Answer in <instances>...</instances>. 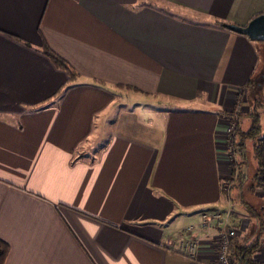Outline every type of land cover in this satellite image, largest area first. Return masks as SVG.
Returning <instances> with one entry per match:
<instances>
[{"label":"crops","instance_id":"0c3cea01","mask_svg":"<svg viewBox=\"0 0 264 264\" xmlns=\"http://www.w3.org/2000/svg\"><path fill=\"white\" fill-rule=\"evenodd\" d=\"M262 12L264 0H0L4 264H217L210 237L195 257L181 250L210 209H233L254 237L246 207L260 196L240 211L241 186L222 193V114L260 74L264 44L218 23Z\"/></svg>","mask_w":264,"mask_h":264},{"label":"trees","instance_id":"16d2710c","mask_svg":"<svg viewBox=\"0 0 264 264\" xmlns=\"http://www.w3.org/2000/svg\"><path fill=\"white\" fill-rule=\"evenodd\" d=\"M218 23V22H217ZM219 26L222 24L218 23ZM260 44H264V41H255ZM41 52L52 62V64L58 68L63 70L68 76V83L74 81L78 77L77 71L71 66V64L61 57L58 53L52 50L46 43H43L41 46ZM264 78V73L257 74L254 78L250 79L247 83L248 88L254 89L257 85L256 80L259 78ZM121 88H127L133 91H138L136 88L122 85ZM253 105L251 106V110L247 116L250 118V123L247 127L242 126L241 116L237 115L233 112L223 113V117L228 119V121L235 123V134L232 138V146L234 149V155L239 159V163L243 164L246 158V149L247 142L249 140L253 141V152L254 158L256 161V170L253 175V184L249 187L252 193L256 192L258 188H263L264 190V135L259 136L258 130L259 126L256 123L255 116L257 117L256 110H259L260 107L264 110V86L262 89V98L254 99ZM250 108V106H249ZM235 109V108H234ZM236 115V116H235ZM237 119H236V118ZM238 161V160H236ZM233 159L230 160L229 165L231 168V174H235L236 176L232 179V187L240 184L244 178L243 173L241 172V168H235L238 166V162ZM238 182V183H236ZM236 183V185H235ZM230 190L228 189V192ZM227 190L222 186V193H228ZM244 203V202H243ZM245 204V203H244ZM245 207V205H244ZM262 210L258 211L255 208L249 206L246 207V211L249 213H253L255 217L258 219L257 227L258 230L254 237L249 239L247 232L244 234H240L239 236L234 237L228 248V258L231 264H261L255 257L258 250L264 244V237L262 236V232H264V207H261ZM249 239V240H248ZM9 245L0 239V264H4V261L9 252Z\"/></svg>","mask_w":264,"mask_h":264},{"label":"built area","instance_id":"2783aa9c","mask_svg":"<svg viewBox=\"0 0 264 264\" xmlns=\"http://www.w3.org/2000/svg\"><path fill=\"white\" fill-rule=\"evenodd\" d=\"M228 123L226 127V135L224 138L225 143V156L229 155L235 157L234 149L232 146V138L235 132V124ZM228 133V134H227ZM224 187H227L225 182ZM264 194V190H262ZM235 211L231 208L223 209H210L200 214L201 224L203 228L202 236L193 238L189 241L182 243L181 250L189 257H195L198 252L203 248H207L206 238L210 237L213 244V251L216 255L217 264H231L228 258V248L231 240L242 234L243 227H235L231 215ZM260 256L264 258V244L259 250Z\"/></svg>","mask_w":264,"mask_h":264},{"label":"rangeland","instance_id":"374dc122","mask_svg":"<svg viewBox=\"0 0 264 264\" xmlns=\"http://www.w3.org/2000/svg\"><path fill=\"white\" fill-rule=\"evenodd\" d=\"M263 65L264 64H262V67L260 68V74L261 73L262 74L264 73V66ZM256 82H257V85L255 86L254 89H251V90L246 91L244 93L245 96L244 95H243V97L241 96L236 101V103H237L236 104V108H238V109L235 112V114L241 116L242 126L244 128L247 127L249 125V123H250V118L247 116V114H249V112L251 110V106L253 105V102H254L253 100L256 99V98L257 99H261L262 98V89H263V86H264V78L263 77H261L260 79L258 78L256 80ZM243 103L244 104H247L248 106H250V108L248 107L249 109H247V112L241 114L240 111L242 110L241 106H242ZM243 110H245V109H243ZM255 113H257L256 114L257 117L255 116L256 123L259 126L258 127L259 128L258 133H259V136H262V135H264V110H263L262 107H260L259 110H256ZM228 123H232L231 125H233V126L235 124V123L230 122V121H228ZM234 134H235V132H234ZM225 135H226V132H225ZM233 137H234V135H233ZM253 144L254 143H253L252 140H249L247 142L246 158H245V162L243 164L239 163V159H237L236 156L235 157H232V155L231 156L229 155V158H226V160L228 161V163L230 162L231 159H233L234 161L238 160V161H236V162H238V166H236L235 168L240 167L241 170H242L241 172L244 175V178H243V180L241 182V185L240 184L236 185V183H238V182L235 183L236 187L237 186H241V189H242V192H243L241 196H239V197L237 196L236 197V199H238V198L239 199L236 200L233 203V205H235V208L236 209H239L240 211H243L244 205H245L244 204L245 203V200H244V203L242 202V200L245 198L246 201H247V199L250 198V196H249L250 193L252 194V192L249 190L250 189L249 187L251 186V184H253V175L255 173V168H256V161H255L254 152H253ZM234 175L231 174V168H230V165H229V174H228L227 179H224V183H223V184H225V182H227V187L226 188L224 187L227 190V192H228V189L231 191L233 188H236V187H232V176L235 177ZM258 189L256 191V194H257V196H260V197H253V198H255L256 203H259V205H257V206H259L257 208V210L258 211H261L262 208L260 207V205H261V203H262V205L264 204V198L262 196V193H263L262 190H263V188H258ZM239 195H240V193H239ZM252 219H253L254 222H257L258 221V219L255 218V217H253ZM251 227H252V224H251ZM262 233H263L262 236H264V232H262Z\"/></svg>","mask_w":264,"mask_h":264},{"label":"water","instance_id":"95a60500","mask_svg":"<svg viewBox=\"0 0 264 264\" xmlns=\"http://www.w3.org/2000/svg\"><path fill=\"white\" fill-rule=\"evenodd\" d=\"M222 25L230 31L247 36L252 41H264V12L255 15L245 26L233 23Z\"/></svg>","mask_w":264,"mask_h":264}]
</instances>
